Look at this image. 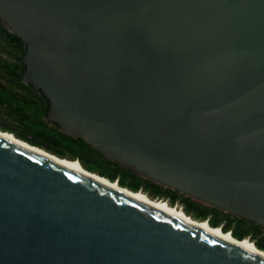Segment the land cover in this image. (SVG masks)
Wrapping results in <instances>:
<instances>
[{
  "label": "water",
  "instance_id": "water-1",
  "mask_svg": "<svg viewBox=\"0 0 264 264\" xmlns=\"http://www.w3.org/2000/svg\"><path fill=\"white\" fill-rule=\"evenodd\" d=\"M46 120L264 230V0H0ZM0 264H264L0 139Z\"/></svg>",
  "mask_w": 264,
  "mask_h": 264
},
{
  "label": "trees",
  "instance_id": "trees-1",
  "mask_svg": "<svg viewBox=\"0 0 264 264\" xmlns=\"http://www.w3.org/2000/svg\"><path fill=\"white\" fill-rule=\"evenodd\" d=\"M0 36L4 37L10 44H20L21 40L8 32L0 23ZM0 102L16 111L26 124L24 135L16 134L17 138L27 144L46 150L60 159L77 160L85 170L93 173L109 182L117 181L121 187L131 191H144L155 199L162 197L170 198V205L179 203L186 214L199 221L207 220L214 228L221 226L223 232L231 231L232 236L237 240L249 238L255 242L256 247L264 252V230L257 225L244 219L226 214L215 208L196 202L188 197L180 195L164 187L158 186L109 160L91 145L83 140L75 139L61 133L57 126L51 125L45 120L47 108L40 109L34 104L22 101L21 99L0 97ZM7 131L6 129H2ZM179 207V206H177ZM211 216V218H209Z\"/></svg>",
  "mask_w": 264,
  "mask_h": 264
},
{
  "label": "bare ground",
  "instance_id": "bare-ground-1",
  "mask_svg": "<svg viewBox=\"0 0 264 264\" xmlns=\"http://www.w3.org/2000/svg\"><path fill=\"white\" fill-rule=\"evenodd\" d=\"M0 139L19 147L23 150H26L46 161H49L53 164H56L63 169L81 176L85 177L95 183L100 184L101 186L108 188L116 193H119L127 198L132 199L133 201L144 205L152 210H155L179 223L190 226L198 231L209 235L225 244L233 246L244 253L260 257L264 259V252L259 250L256 245L248 239L237 240L235 239L231 233L223 232L221 228H214L209 225L207 221H198L187 215L183 209H179L171 206L168 202L162 200H153L146 194L141 191L134 192L127 188L121 187L117 182H109L105 179L98 177L96 174L90 173L83 168L77 160H69V159H60L52 154L48 153L46 150L38 148L36 146H32L30 144L25 143L21 139L17 138L13 133L0 131Z\"/></svg>",
  "mask_w": 264,
  "mask_h": 264
},
{
  "label": "flooded vegetation",
  "instance_id": "flooded-vegetation-1",
  "mask_svg": "<svg viewBox=\"0 0 264 264\" xmlns=\"http://www.w3.org/2000/svg\"><path fill=\"white\" fill-rule=\"evenodd\" d=\"M24 54L9 56L10 62H7L6 67L3 68V74H6L4 80L8 85L4 86L0 84V97L6 96L7 98L21 99L22 101L34 104L40 109L47 108L48 113L49 102L47 101L46 97L42 93L35 91L31 85L26 84L22 79L23 73L25 71V66L22 62V56ZM13 87L19 89L21 93L15 91ZM162 198L169 203L171 201L169 197ZM177 204L180 205L179 203ZM209 218H211V216Z\"/></svg>",
  "mask_w": 264,
  "mask_h": 264
},
{
  "label": "rangeland",
  "instance_id": "rangeland-1",
  "mask_svg": "<svg viewBox=\"0 0 264 264\" xmlns=\"http://www.w3.org/2000/svg\"><path fill=\"white\" fill-rule=\"evenodd\" d=\"M24 53H25L24 45L22 46L20 44H10L7 42V40L4 37L0 36V84L1 85H4V86L8 85L6 83V81L4 80V77L6 74L5 75L3 74L4 73L3 68L6 67L7 62H10L9 56H11V55H22ZM13 88L18 93H21L19 89L15 88V87H13ZM45 120H46V118H45ZM0 128L6 129L8 131L10 130L9 132L13 131L19 135H24L26 133V124L24 123L22 117H20L18 115V113H16V111H13L9 107H7L1 103H0ZM0 131H3V130L0 129ZM4 132H7V131H4ZM115 182H117V181H115ZM124 188H126V187H124ZM136 192H138V191H136ZM141 192H143L144 194H146L147 196H149L153 200H161V199H155V198L151 197L148 193H146L144 191H141ZM162 201H165V200H162ZM165 202H167V201H165ZM171 206L182 209V208H180L181 205H179V207H177V205H175V206L171 205ZM192 218L194 219V217H192ZM205 221H207V220H205ZM219 228H221V226ZM226 232H229L232 234L231 231H226ZM247 239L250 240L249 238H247ZM250 241L255 244L254 241H252V240H250Z\"/></svg>",
  "mask_w": 264,
  "mask_h": 264
},
{
  "label": "built area",
  "instance_id": "built-area-1",
  "mask_svg": "<svg viewBox=\"0 0 264 264\" xmlns=\"http://www.w3.org/2000/svg\"><path fill=\"white\" fill-rule=\"evenodd\" d=\"M177 206H179L178 204H177ZM180 208H183L182 206H180Z\"/></svg>",
  "mask_w": 264,
  "mask_h": 264
}]
</instances>
